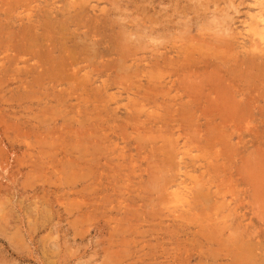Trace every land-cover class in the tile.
I'll return each instance as SVG.
<instances>
[{"label":"rangeland","instance_id":"obj_1","mask_svg":"<svg viewBox=\"0 0 264 264\" xmlns=\"http://www.w3.org/2000/svg\"><path fill=\"white\" fill-rule=\"evenodd\" d=\"M68 1L0 0V264H264V0Z\"/></svg>","mask_w":264,"mask_h":264},{"label":"bare ground","instance_id":"obj_2","mask_svg":"<svg viewBox=\"0 0 264 264\" xmlns=\"http://www.w3.org/2000/svg\"><path fill=\"white\" fill-rule=\"evenodd\" d=\"M25 1H26V0H25ZM45 1H46V0H45ZM47 1H48V0H47ZM65 1H67V0H65ZM79 1H80V0H79ZM84 1H85V0H82V1H80V2L85 3L86 1H85V2H84ZM87 1H88V0H87ZM97 1L99 2V0H97ZM114 1H115V0H114ZM21 2H22V0H21ZM90 2L92 3V1H90ZM93 2H94V1H93ZM122 2H123V1H122ZM126 2H127V1H126ZM32 3H33V2H32ZM46 3H48V2H46ZM61 3H62V2H61ZM65 3H66V2H65ZM68 3H69V4H72V3H73V0H72V2L68 1ZM75 3H77V2L75 1ZM91 3H89V4L91 5ZM256 3H257V1H256ZM59 4H60V3H59ZM95 4H96V3H95ZM122 4H124V3H122ZM128 4H129V2H128ZM134 4H135V3H134ZM232 4H233V3H232ZM253 4H254V3H253ZM253 4H252V5H253ZM40 5H41V4H40ZM60 5H61V4H60ZM64 5H65V4H64ZM64 5H63V6H64ZM66 5H67V4H66ZM85 5H86V4H85ZM150 5H151V4H150ZM259 5H260V2H259ZM91 6H92V5H91ZM121 6H122V5H121ZM126 6H127V4H126ZM133 6H134V5H133ZM133 6H132V7H133ZM142 6H143V5H142ZM256 6H257V4H256ZM256 6H255V7H256ZM34 7H35V6H34ZM65 7H66V6H65ZM68 7H69V6H68ZM73 7H75V6H73ZM76 7H77V6H76ZM95 7H96V6H95ZM119 7H120V6H119ZM119 7H118V8H119ZM32 8H33V7H32ZM70 8H72V7L70 6ZM85 8H86V7H85ZM91 8H92V7H91ZM91 8H90V9H91ZM93 8H94V7H93ZM109 8H110V7H109ZM106 9H107V8H106ZM141 9H142V8H141ZM33 10H34V8H33ZM58 10L60 11V9H58ZM66 10H67V9H66ZM66 10L64 9V11H66ZM73 10H74V8H73ZM71 11H72V10H71ZM84 11H85V10H84ZM86 11H87V10H86ZM86 11H85V12H86ZM105 11H106V10H105ZM253 11H254V10H253ZM253 11H252V12H253ZM259 11H260V10H259ZM62 12H63V10H62ZM62 12H61V13H62ZM72 12H73V11H72ZM72 12H71V13L69 12L71 16H72ZM74 12H75V11H74ZM92 12H93V11H92ZM112 12H113V10H112ZM119 12H120V11H119ZM45 13H47V11H46ZM53 13H55V12H52V16H53ZM59 13H60V12H59ZM99 13H100V12H99ZM103 13H104V12H103ZM103 13H101V14H103ZM124 13H125V12H124ZM249 13H250V12H249ZM262 13H263V12H262ZM47 14H48V13H47ZM49 14H51V13H49ZM65 14H66V12H65ZM83 14H84V13H83ZM85 14H86V13H85ZM91 14H92V13H91ZM94 14H96V13H94ZM94 14H93V15H94ZM101 14H99V15L101 16ZM125 14H126V13H125ZM143 14H144V13H143ZM263 14H264V13H263ZM43 15H44V14H43ZM55 15H56V14H55ZM58 15H59V14H58ZM58 15H57V16H58ZM62 15H63V14H62ZM107 15H108V14H107ZM122 15H123V14H122ZM132 15H133V14H132ZM135 15H136V14H135ZM48 16H49V15H48ZM57 16H56V17H57ZM76 16H77V15H76ZM84 16H85V15H84ZM84 16H83V17H84ZM102 16H103V15H102ZM102 16H101V17H102ZM120 16H121V15H120ZM254 16H255V15H254ZM256 16H257V15H256ZM260 16H261V15H260ZM260 16H259V17H260ZM56 17L53 16L54 19H55ZM58 17L60 18V16H58ZM115 17H116V16H115ZM130 17H131V16H130ZM130 17H129V18H130ZM132 17H133V16H132ZM132 17H131V18H132ZM252 17H253V16H252ZM53 18H52V19H53ZM80 18H81V17H80ZM94 18H95V17H94ZM96 18H97V17H96ZM104 18H106V17L104 16ZM109 18H110V17H109ZM131 18H130V19H131ZM134 18H135V16H134ZM136 18H137V17H136ZM136 18H135V19H136ZM98 19H100V17H98ZM98 19H97V20H98ZM107 19H108V18H107ZM107 19H106V21H107ZM249 19H251V18H249ZM74 20H75V19H74ZM113 20H114V19H113ZM49 21H50V18H49ZM51 21H52V20H51ZM55 21H56V20H55ZM57 21H58V20H57ZM57 21H56V22H57ZM93 21H94V20H93ZM179 21H180V20H179ZM253 21H254V20H253ZM255 21H256V20H255ZM262 21H263V20H262ZM28 22H29V21H28ZM53 22H54V20H53ZM63 22H64V19H63ZM100 22H101V21H100ZM104 22H105V21H104ZM104 22H103V23H104ZM107 22H108V21H107ZM123 22H124V21H123ZM139 22H140V21H139ZM148 22H149V21H148ZM169 22H170V20H169ZM58 23H59V22H58ZM70 23H71V22H70ZM85 23L87 24L86 20H85ZM97 23H99V22H97ZM103 23H102V24H103ZM136 23H137V22H136ZM92 24H93V23H92ZM100 24H101V23H100ZM109 24H110V23H109ZM119 24H120V23H119ZM129 24H131V25H129ZM133 24H134V23H131L130 21L124 22L122 25L120 24V25H119V28H121V32L118 34L120 39L117 38V40H119L117 43H115V41L113 42L114 45H115L114 47H115L116 49H121V50L124 49V53H123V55L127 54L126 52L131 51V47H130V45H132V42H134V40L130 39L131 36H135L136 39L141 38V40H142L143 36H146V35H147L146 33H148V35H147V37H148V36H150L151 34L156 33L158 30H160L158 27H157V29H156L155 27H153V26H154V23H152V22H149V25H146L145 20H142V24L140 23V24H141V28H138V27H137V29H136V28H134V25H133ZM151 24H152L153 26H152ZM161 24H163V23H161ZM242 24H243V23H242ZM39 25H41V24H39ZM42 25H43V24H42ZM45 25H47V24H45ZM45 25H43V26L45 27ZM50 25H52V24H50ZM50 25H49V26H50ZM60 25H61V24H60ZM60 25H59V27H60ZM64 25H65V24H62L61 26H63V28H64V27H65ZM93 25H94V24H93ZM106 25H107V23H106ZM168 25H169V24H168ZM254 25H256V24H253V26H254ZM28 26H29V25H28ZM28 26H27V27H28ZM52 26H53V25H52ZM55 26H56V25H55ZM83 26H85V24H83ZM98 26H99V25H98ZM102 26H104V25H102ZM113 26H114V24H113ZM113 26H112V27H113ZM263 26H264V24H263ZM17 27H18V26H17ZM29 27H30V26H29ZM33 27L35 28V26H33ZM37 27H38V26H37ZM66 27H68V26L66 25ZM76 27H77V26H76ZM76 27H75V28H76ZM104 27H105V26H104ZM104 27H103V29H104ZM107 27H108V26H107ZM109 27H110V26H109ZM163 27H164V26H163ZM163 27H162V29H163ZM255 27H256V26H255ZM25 28H26V27H25ZM40 28H41V27H40ZM47 28H48V26L46 27V29H47ZM50 28H51V27H50ZM55 28H56V27H55ZM79 28H80V27H79ZM99 28H100V27H99ZM125 28H126V29H125ZM164 28H165V27H164ZM262 28H263V27H262ZM6 29H7V28H6ZM8 29H9V28H8ZM65 29H66V28H65ZM67 29H68V28H67ZM72 29H73V28H72ZM80 29H81V28H80ZM88 29H90V28H88ZM97 29H98V28H97ZM112 29H113V28H112ZM128 29H129V30H128ZM130 29H133V31L131 32ZM139 29H141V31L139 32V34H140V33H142V34H140V36H137V34H138L137 32L139 31ZM252 29H253V28H252ZM39 30H40V29H39ZM44 30H45V29H44ZM44 30H42V31H44ZM55 30H56V29H55ZM58 30H59V29H58ZM69 30H70V28H69ZM78 30H79V29H78ZM99 30H100V29H99ZM106 30H107V29H106ZM35 31H36V30H35ZM37 31H38V30H37ZM37 31H36V32H37ZM86 31H87V30H86ZM260 31H261V30H260ZM36 32H34V33L32 32V33L36 35ZM39 32L41 33V31H39ZM44 32H45V31H44ZM47 32H48V31H47ZM51 32H52V30H51ZM51 32H50V33H51ZM66 32H67V31H66ZM68 32H70V31H68ZM73 32H74V31H73ZM75 32H76V30H75ZM77 32H78V31H77ZM77 32H76V33H77ZM79 32H80V31H79ZM98 32H99V31H98ZM105 32H107V31H105ZM261 32H262V31H261ZM25 33H26V32H25ZM28 33H29V32H28ZM45 33H46V32H45ZM45 33H44V34H45ZM52 33H53V32H52ZM59 33H60V32H59ZM63 33H64V32H63ZM71 33H72V32H71ZM86 33L88 34V32H86ZM253 33H254V32H253ZM259 33H260V32H259ZM12 34H13V33H12ZM33 34H32V35H33ZM42 34H43V33H42ZM48 34H49V33H48ZM64 34H65V33H64ZM66 34H67V33H66ZM96 34H97V33H96ZM257 34H258V33H257ZM261 34H262V33H261ZM37 35H40V34H38V32H37ZM46 35H47V33H46ZM46 35H45V36H46ZM77 35H78V33H77ZM79 35H81V34H79ZM83 35H84V34H83ZM90 35H91V34H90ZM263 35H264V34H263ZM25 36H27V39H29V38L31 39V37L28 38L27 33L25 34ZM29 36H30V35H29ZM42 36H43V35H41L40 37H42ZM45 36H43V37H45ZM47 36H48V35H47ZM50 36H51V35H50ZM53 36H55V35H53ZM53 36H52V37H53ZM254 36H256V35L254 34ZM258 36H259V34H258ZM260 36H262V35H260ZM260 36H259V38H260ZM35 37H36V36H35ZM37 37H38V36H37ZM56 37H57V36H56ZM102 37H103V36H102ZM112 37H113V36H112ZM112 37L110 36V38H112ZM115 37H116V36H115ZM23 38H24V37H23ZM46 38L51 39V42H52V38L45 37L44 39L46 40ZM68 38H70V37H68ZM71 38H72V36H71ZM88 38H89V37H88ZM88 38H87V39H88ZM108 38H109V37H108ZM148 38H149V37H148ZM259 38H258V39H259ZM44 39H43V40H44ZM65 39H66V38H65ZM75 39H76V38H75ZM90 39H91V38H90ZM103 39H104V38H103ZM114 39H115V38H114ZM136 39H135V40H136ZM22 40H25V41H26V38H25V39H22ZM33 40H35L34 37H33ZM43 40H42V41H43ZM67 40H69V39H67ZM70 40H71V39H70ZM70 40H69V41H70ZM92 40H94V39H92ZM138 40H139V39H138ZM144 40H147V39L145 38ZM8 41H9V40H8ZM42 41H40V42L42 43ZM53 41H54V40H53ZM59 41H60V40L58 39V42H59ZM82 41H83V40H82ZM84 41H85V40H84ZM155 41H156V40H155ZM11 42H12V41H11ZM27 42H28V41H26V42H24V43L27 44ZM30 42H31V41H30ZM33 42H34L33 44H35L36 40L33 41ZM38 42H39V41H38V39H37V43H38ZM47 42H48V41H47ZM70 42H71V41H70ZM94 42H95V41H94ZM96 42H98V40H97ZM137 42H139V43L141 42V43H142L143 41H137ZM44 43H45V42H44ZM55 43H57V42H55ZM82 43H84V42H82ZM88 43H89V42H88ZM90 43H91V42H90ZM90 43H89V44H90ZM103 43H104V42H103ZM105 43H106V42H105ZM134 43H135V42H134ZM28 44H29V42H28ZM28 44H27V45H28ZM30 44L33 45L32 42H31ZM42 44H43V43H42ZM46 44H47V43H46ZM53 44H54V42H53ZM63 44H65V42H64ZM67 44H68V43H67ZM86 44H87V42H86ZM93 44H94V43H93ZM106 44H107V43H106ZM27 45H26V46H27ZM37 45H38V44H36L35 46H37ZM47 45H49V47H50V44H47ZM51 45H52V43H51ZM72 45H73V44H72ZM72 45L70 44V46H72ZM87 45H88V44H87ZM99 45H100V44H99ZM101 45H102V44H101ZM101 45H100V46H101ZM141 45H142V44H141ZM43 46H45V45L43 44ZM60 46H61V45H60ZM84 46H85V45H84ZM84 46H83V48H84ZM104 46H105V45H104ZM136 46H137V44H136ZM181 46H182V45H181ZM222 46H223V45H222ZM28 47H30V46H28ZM32 47H33V46H32ZM37 47H39V46H37ZM47 47H48V46H47ZM68 47H69V45L67 46V48H68ZM74 47H75V46H74ZM76 47H77V46H76ZM78 47H80V46H78ZM81 47H82V46H81ZM92 47H93V46H92ZM97 47H98V46H97ZM97 47H96V48H97ZM132 47H133V46H132ZM12 48H14V47H12ZM33 48H34V47H33ZM39 48H40V47H39ZM58 48H59V44H58ZM70 48H71V47H70ZM98 48H99V47H98ZM98 48H97V50H100V49H98ZM104 48H105V47H104ZM111 48H112V47H111ZM139 48H140V47H139ZM156 48L158 49L157 46H156ZM187 48H188V47H187ZM24 49H25V47H24ZM28 49H29V48H28ZM37 49H38V48H37ZM71 49H72V48H71ZM108 49H109V48H108ZM141 49H142V48H141ZM12 50H13V49H12ZM41 50H42V49H41ZM41 50H39V53H40V56H39V57H41ZM64 50H65V49H64ZM66 50H67V49H66ZM97 50H96V51H97ZM106 50H107V49H106ZM113 50H114V49H113ZM158 50H159V49H158ZM181 50H182V49H181ZM30 51H32V50L30 49ZM76 51H77V50H76ZM135 51H136V49H135ZM44 52H45V50H44ZM49 52H50V50H49ZM58 52H59V51H58ZM58 52H57V53H58ZM97 52H98V51H97ZM97 52H96V53H97ZM101 52H102V51H100V53H101ZM137 52H138V51H137ZM185 52H186V51H185ZM15 53H16V52H15ZM32 53H33V52H32ZM34 53H35V52H34ZM45 53L47 54L48 52L46 51ZM51 53H52V52H51ZM51 53H49V54H51ZM66 53H67V52H66ZM83 53H84V52H83ZM161 53H162V52H161ZM175 53H176V52H175ZM195 53H196V52H195ZM17 54H18V52H17ZM42 54H43V51H42ZM49 54H48V55H49ZM63 54H64V53H63ZM134 54H135V53H134ZM11 55H12V54H11ZM22 55H23V54H22ZM28 55H29V54H28ZM33 55H34V54H33ZM38 55H39V54H38ZM38 55H37V56H38ZM48 55H46V56H48ZM53 55H54V54H52L51 56L53 57ZM55 55H56V54H55ZM55 55H54V56H55ZM88 55H90V54H88ZM97 55H98V54H97ZM118 55H119V54H118ZM132 55H133V54H132ZM149 55H150V54H149ZM226 55H227V54H226ZM35 56H36V55H35ZM42 56H44V55H42ZM46 56H45V57H46ZM49 56H50V55H49ZM49 56H48V57H49ZM51 56H50V57H51ZM66 56H67V55H66ZM82 56H83V55H82ZM161 56H162V55H161ZM8 57H10V55H8ZM8 57H7V58H8ZM16 57H17V56H16ZM16 57H14V58H16ZM31 57H32V56H31ZM99 57H100V56H99ZM101 57H102V56H101ZM104 57H105V56H104ZM104 57H103V58H104ZM108 57H109V56L107 55V58H108ZM134 57H136V55H135ZM148 57H149V56H148ZM152 57H153V56H152ZM181 57H182V56H181ZM12 58H13V57H12ZM21 58H22V57H21ZM53 58H54V57H53ZM58 58L60 59V57H58ZM58 58H55V59L58 60ZM68 58H69V57H68ZM71 58H73V57H71ZM93 58H95V57L93 56ZM124 58H125V57L121 58V60H124ZM126 58H127V57H126ZM129 58H130V57H129ZM159 58H160V57H159ZM209 58H210V57H209ZM8 59H9V58H8ZM34 59H36V58L34 57ZM38 59H39V58H38ZM64 59H66V58H64ZM73 59H74V58H73ZM82 59H83V58H82ZM150 59H151V57H150ZM0 60H1V59H0ZM12 60H13V64H14L15 59H12ZM16 60H17V59H16ZM43 60H44V57H43ZM50 60H51V59H50ZM50 60H49V61H50ZM52 60H53V59H52ZM60 60H61V59H60ZM62 60H63V59H62ZM76 60H77V59H76ZM98 60H99V58H98ZM98 60H97V61H98ZM105 60H106V59H105ZM128 60H129V59H128ZM142 60H143V59H142ZM154 60H156V59H154ZM157 60H158V59H157ZM8 61H10V60H8ZM25 61H26V60H25ZM30 61H32V60H30ZM44 61H45V60H44ZM66 61H67V59H66ZM66 61H65V62H66ZM81 61H84V60H81ZM85 61H86V60H85ZM85 61H84V62H85ZM91 61H93V60H91ZM107 61H108V60H107ZM110 61H111V60H110ZM183 61H184V60H183ZM18 62H19V61H18ZM34 62H37V61H34ZM50 62H51L50 65H53V64H52V61H50ZM50 62H49V63H50ZM53 62H54V61H53ZM58 62H59V60H58ZM133 62H134V61H133ZM137 62H138V61H137ZM142 62H143V61H142ZM149 62H150V61H149ZM166 62H167V61H166ZM181 62H182V61H181ZM188 62H189V61H188ZM22 63H23V62H22ZM25 63H26V62H25ZM25 63H23V65H24ZM38 63H39V62H38ZM38 63H37V64H38ZM54 63H55V62H54ZM56 63H57V61H56ZM62 63L64 64V61H63ZM70 63H71V62H70ZM72 63H74V62H72ZM79 63H80V62H79ZM79 63H77V64H79ZM82 63H83V62H82ZM107 63H108V62H107ZM130 63H131V62H130ZM139 63H140V62H139ZM147 63H148V62H147ZM154 63H156V62H154ZM157 63H158V62H157ZM159 63H160V62H159ZM220 63H221V62H220ZM8 64H10V63H8ZM20 64H21V63H20ZM39 64H40V65H43L42 63H39ZM58 64H59V63L54 64V65H57V69H59V67L62 68V66H60V64H59V65H58ZM77 64H76V65H77ZM92 64H93V63H92ZM98 64H99V63H98ZM105 64H106V63H104V66H105ZM109 64H111V62L108 63V66H109ZM135 64H136V61H135ZM150 64H151V63H150ZM15 65H16V64H15ZM23 65H22V66H23ZM25 65H27V64H25ZM25 65H24V66H25ZM40 65H39V66H40ZM61 65H62V64H61ZM81 65H83V64L80 63V66H81ZM113 65H114V64H113ZM19 66H20V65H19ZM47 66H48V65H47ZM58 66H59V67H58ZM73 66H74V65H73ZM78 66H79V65H78ZM95 66H96V65H95ZM106 66H107V65H106ZM106 66H105V67H106ZM125 66H126V65H125ZM141 66H142V64H141ZM161 66H162V65H161ZM222 66H223V65H222ZM258 66H259V65H258ZM25 67H26V66H25ZM25 67H24V68H25ZM28 67H30V64H28ZM42 67H43V66H42ZM101 67L103 68L102 64H101ZM112 67H113V66H112ZM132 67H133V66H132ZM146 67H147V66H146ZM186 67H187V66H186ZM223 67H224V66H223ZM13 68H14V67H13ZM26 68H27V67H26ZM43 68H44V67H43ZM45 68H46V67H45ZM45 68H44V69H45ZM47 68H48V67H47ZM47 68H46V70H47ZM52 68H53V67H52ZM52 68H51V70H52ZM86 68H87V67H86ZM92 68H93V67H92ZM107 68H108V67H107ZM126 68H127V67H126ZM197 68H198V67H197ZM28 69H31V68H28ZM32 69H34V68H33V65H32ZM38 69H39V68H38ZM38 69H37V70H38ZM44 69H43V70H44ZM53 69H54V68H53ZM57 69H56V70H57ZM63 69H64V67H63ZM68 69H69V68H68ZM77 69H78V68H77ZM88 69H89V68H88ZM95 69H96V68H95ZM111 69H112V68H111V66H110V70H111ZM158 69H159V68H158ZM256 69H257V68H256ZM14 70H15V69H14ZM37 70H36V71H37ZM51 70H50V71H51ZM60 70H61V69H59V71H60ZM70 70H71V69H70ZM83 70H84V69H83ZM85 70L88 71L87 69H85ZM103 70H104V69H103ZM105 70H106V69H105ZM107 70H108V69H107ZM118 70H119V69H118ZM147 70H148V69H147ZM159 70H160V69H159ZM2 71H3V70H2ZM41 71H42V70H41ZM47 71H48V70H47ZM47 71H46V73L44 72V73L46 74V75H45L46 77H47L49 74H51V72H49V74H47ZM59 71H57L58 73H56V75L59 74ZM68 71H69V70H68ZM71 71H72V70H71ZM112 71H113V70H112ZM128 71H129V69H128ZM128 71H127V72H128ZM152 71H153V70H152ZM163 71H164V70H163ZM11 72H14V71L12 70ZM18 72H19V71H18ZM21 72H22V71H21ZM60 72H61V71H60ZM63 72H64V71H63ZM79 72H80V70H79ZM81 72H82V70H81ZM106 72H107V71H106ZM110 72H111V71H110ZM153 72H156V70L153 71ZM159 72H160V71H159ZM0 73H1V72H0ZM31 73H32V72H31ZM31 73H27V75H28V74H31ZM42 73H43V72H42ZM54 73H55V72H54ZM65 73H66V72H65ZM67 73L70 74L71 72H67ZM88 73H90V72H88ZM97 73H98V72H97ZM100 73H101V72H100ZM111 73H112V72H111ZM136 73H137V72H136ZM140 73H141V72H140ZM151 73H152V72H151ZM13 74H14V73H13ZM35 74H36V73H35ZM40 74H41V73H40ZM72 74H73V73H72ZM77 74H78V73H77ZM112 74H113V73H112ZM118 74H119V73H118ZM125 74H126V73H125ZM137 74H139V73H137ZM146 74H147V73H146ZM4 75H5V74H4ZM17 75H18V74H17ZM21 75H22V74H21ZM31 75H32V74H31ZM31 75H30V76H31ZM36 75H37V74H36ZM75 75H76V74H75ZM84 75H85V74H84ZM87 75H88V74H87ZM97 75H98V74H97ZM109 75H110V74H109ZM120 75H121V74H120ZM150 75H152V74H150ZM24 76H26V75H24ZM28 76H29V75H28ZM37 76H38V75H37ZM50 76H52V75H50ZM50 76H48V77L46 78V80L50 79V78H49ZM54 76H55V75H54ZM58 76H59V75H58ZM77 76H78V75H77ZM133 76H134V75H133ZM7 77H8V76H7ZM13 77H14V76H13ZM20 77H21V76H20ZM52 77H53V76H52ZM56 77H57V76H56ZM90 77H91V76H90ZM96 77H97V76H96ZM110 77H111V76H110ZM112 77H113V75H112ZM148 77H149V76H148ZM21 78H22V77H21ZM25 78H26V77H25ZM41 78H42V76H41ZM54 78H55V77H54ZM57 78H58V77H57ZM57 78H56V80H57ZM94 78H95V77H94ZM100 78H101V77H100ZM113 78H114V77H113ZM138 78H139V77H138ZM150 78H151V77H150ZM179 78H180V77H179ZM34 79H35V78H34ZM60 79H61V78H60ZM90 79H91V78H90ZM114 79H115V78H114ZM121 79H122V78H121ZM123 79H124V78H123ZM152 79H154V77L151 78V80H152ZM14 80H15V82H16V79H14ZM14 80H13V82H14ZM17 80H18V78H17ZM21 80H22V79H21ZM24 80H25V79H24ZM24 80H23V81H24ZM38 80H39V77H38ZM42 80H43V78H42ZM63 80H64V79H63ZM76 80H77V79H76ZM91 80H92V79H91ZM110 80L112 81V79H110ZM133 80H134V79H133ZM160 80H161V79H160ZM249 80H250V79H249ZM39 81H41V79H40ZM52 81H55V80L52 79ZM59 81H60V80H59ZM68 81H69V80H68ZM70 81H71V80H70ZM87 81H88V80H87ZM136 81H137V80H136ZM21 82H22V81H21ZM37 82H38V81H37ZM37 82H36V83H37ZM44 82H45V81H44ZM61 82H62V81H61ZM73 82H74V80H73ZM95 82H96V81H95ZM121 82H123V81H121ZM140 82H141V81H140ZM26 83H27V82H26ZM26 83H25V84H26ZM31 83H35V81H34V82L31 81ZM39 83H40V82H39ZM91 83H92V81H91ZM97 83H98V82H97ZM97 83H95V84H97ZM106 83H108V82H106ZM145 83H146V82H145ZM258 83H259V82H258ZM28 84H29V83H28ZM28 84H26L25 86H27ZM76 84H77V83H76ZM98 84H99V83H98ZM109 84H110V83H109ZM112 84H113V83H112ZM127 84H128V83H127ZM140 84H141V83H140ZM183 84H184V83H183ZM23 85H24V84H23ZM42 85H43V84H42ZM73 85H74V84H73ZM110 85H111V84H110ZM117 85H118V84H117ZM143 85H144V84H143ZM32 86H33V85H32ZM36 86H37V85H36ZM43 86H44V85H43ZM79 86H80V85H78V87H79ZM107 86H108V85H107ZM120 86H121V85H120ZM140 86H141V85H140ZM145 86H146V85H145ZM148 86H149V85H148ZM28 87H29V86H28ZM38 87H39V86H38ZM38 87H37V88H38ZM53 87H54V86H53ZM72 87H73V86H72ZM78 87H77V88H78ZM25 88H26V87H25ZM40 88H43V87L41 86V87H39V89H40ZM46 88H48V87L46 86ZM56 88H57V87H56ZM62 88H63V87H62ZM64 88H65V86H64ZM64 88H63V89H64ZM66 88H67V85H66ZM96 88H97V87H96ZM96 88H94V90H95ZM98 88H99V87H98ZM125 88H126V87H125ZM125 88H124V90H125ZM39 89H38V90H39ZM44 89H45V87H44ZM49 89H50V88H49ZM57 89H59V88H57ZM99 89H100V88H99ZM138 89H139V88H138ZM141 89H142V88H141ZM151 89H152V88H151ZM45 90H46V89H45ZM50 90H51V89H50ZM60 90H61V89H60ZM71 90H72V88H71ZM124 90H123V91H124ZM142 90H143V89H142ZM30 91H31V90H30ZM33 91H34V90H33ZM42 91H43V90H42ZM63 91H64V90H63ZM100 91H101V90H100ZM111 91H112V90H111ZM118 91H119V90H118ZM123 91H122V92H123ZM132 91H133V90H132ZM144 91H145V90H144ZM1 92H2V91H1ZM52 92H53V90H52ZM56 92H57V91H56ZM58 92H59V91H58ZM61 92H62V90H61ZM93 92H94V91H93ZM101 92H102V91H101ZM101 92H100V93H101ZM109 92H110V91H109ZM126 92H127V91H126ZM54 93H55V92H54ZM63 93H64V92H63ZM69 93H70V92H69ZM84 93H85V92H84ZM110 93H111V92H110ZM143 93H144V92H143ZM143 93H142V94H143ZM42 94H44V93H42ZM47 94H48V93H47ZM103 94H104V93H103ZM107 94H108V93H107ZM216 94H217V93H216ZM241 94H242V93H241ZM25 95H26V94H25ZM69 95H70V94H69ZM76 95H77V94H76ZM138 95H139V94H138ZM243 95H245V94H243ZM70 96H71V95H70ZM84 96H86V95H84ZM103 96H104V95H103ZM111 96H112V95H111ZM111 96H110V97H111ZM14 97H15V96H14ZM42 97H43V96H42ZM82 97H83V96H82ZM106 97H107V96H106ZM181 97H182V96H181ZM233 97H234V96H233ZM181 99H182V98H181ZM45 100H46V99H45ZM88 100H89V99H88ZM85 101H86V100H85ZM206 101H207V100H206ZM242 101H243V100H242ZM253 101H254V100H253ZM81 102H82V101H81ZM87 102H88V101H87ZM91 102H92V101H91ZM150 102H151V101H150ZM156 102H157V101H156ZM163 102H164V101H163ZM251 102H252V101H251ZM255 102H256V101H255ZM85 103H86V102H85ZM154 103H155V102H154ZM166 103H167V102H166ZM246 103H247V102H246ZM252 103H253V102H252ZM156 104H157V103H156ZM237 104H238V103H237ZM150 105H151V104H150ZM215 105H216V103H215ZM251 105H252V104H251ZM256 105H257V104H256ZM256 105H255V106H256ZM156 106H157V105H156ZM156 106H155V108H156ZM240 106H241V105H240ZM125 107H126V106H125ZM139 107H140V106H139ZM172 107H173V106H172ZM116 108H117V107H116ZM126 108H128V107H126ZM152 108H153V107H152ZM155 108H154V109H155ZM157 108H158V107H157ZM113 110H115V109H113ZM255 110H256V109H255ZM116 111H117V110H116ZM195 112H196V111H195ZM119 114H120V113H119ZM119 116H123V115L120 114ZM127 117H128V116H127ZM214 117H215V116H214ZM116 118H117V117H116ZM122 120H123V119H122ZM120 121H121V120H120ZM120 121H119V122H120ZM110 122H111V121H110ZM116 122H117V121H116ZM81 123H82V122H81ZM125 123H126V122H125ZM69 124H70V123H69ZM111 124H112V123H111ZM111 127H112V126H111ZM78 128H79V127H78ZM84 128H85V127H84ZM63 129H64V128H63ZM109 129H110V127H109ZM86 130H87V129H86ZM86 130H85V131H86ZM110 131L112 132V130H110ZM112 133H113V132H112ZM76 135H77V133H76ZM1 143H2V142H1ZM0 146H2V145H0ZM191 156H192V155H191ZM196 157H197V156H196ZM196 157H195V158H196ZM216 157H217V156H216ZM202 158H203V157H202ZM221 159H222V158H221ZM254 161H255V160H254ZM6 162H7V159H6ZM2 165H3V163H2ZM5 167H6V166H5ZM0 168H1V167H0ZM4 169H5V168H4ZM180 169H181V168H180ZM201 169H202V168H201ZM6 170H7V169H6ZM31 170H32V169H31ZM202 170H203V169H202ZM179 177H180V176H179ZM200 177H201V176H200ZM180 178H181V177H180ZM202 180H203V179H202ZM173 183H174V182H173ZM186 183H187V182H186ZM179 184H180V183H177L176 186H177V185L179 186ZM194 184H195V183H194ZM184 185H185V184H184ZM188 185H190V184L188 183ZM172 187H173V186L170 185V188H172ZM181 187H182V185H181ZM192 187H193V186H192ZM173 189H174V188H173ZM188 190H189V189H188ZM175 191H176V190H175ZM175 191L173 190V192H175ZM179 191L182 192L183 190H182V189H181V190L179 189ZM179 191H178V192H179ZM189 191H190V190H189ZM189 191H188V192H189ZM244 192H245V191H244ZM207 193H208V192H207ZM175 194H176V193H175ZM173 196H175V195H173ZM178 196H180V195H178ZM247 196H248V193H247ZM180 197L182 198V196H180ZM235 197H236V196H235ZM253 198H254V197H253ZM185 199H186V198H185ZM187 199H189V198H187ZM187 199H186V201H187ZM223 199H224V198H223ZM234 199H235V198H234ZM225 200H226V199H225ZM227 201H228V200H227ZM230 201H231V200H230ZM232 201H233V200H232ZM232 201H231V202H232ZM234 201H235V200H234ZM241 204H242V203H241ZM187 205H188V204H187ZM231 205H232V204H231ZM235 209H236V208H235ZM220 236H221V235H220ZM248 237H249V236H248ZM246 247H247V245H246ZM238 248H239V247H238ZM245 249H246V248H245ZM29 251H30V250H29ZM248 251H249V249H248ZM255 251H256V250H255ZM260 252H261V251H260ZM246 253H247V252H246ZM249 253H250V252H249ZM249 253H248V254H249ZM250 254H251V253H250ZM244 255H245V254H244ZM248 256H249V255H248ZM250 256L252 257V255H250ZM250 256H249V257H250ZM244 257H245V256H244ZM251 257H250V260L253 258V257H252V258H251ZM256 258H257V257H256ZM256 258H255V259H256ZM259 258H260V257H259ZM259 258H257V259H259ZM16 262H17V261H16ZM252 262H253V261H252ZM257 262H258V261H257ZM263 262H264V261H263ZM22 263H23V262H22ZM259 264H260V263H259ZM262 264H263V263H262Z\"/></svg>","mask_w":264,"mask_h":264}]
</instances>
